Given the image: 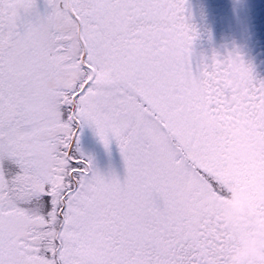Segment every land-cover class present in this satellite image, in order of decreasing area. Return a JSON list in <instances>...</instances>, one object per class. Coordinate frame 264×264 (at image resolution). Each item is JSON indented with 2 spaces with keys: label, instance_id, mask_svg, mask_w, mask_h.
I'll return each instance as SVG.
<instances>
[{
  "label": "snow or ice",
  "instance_id": "1",
  "mask_svg": "<svg viewBox=\"0 0 264 264\" xmlns=\"http://www.w3.org/2000/svg\"><path fill=\"white\" fill-rule=\"evenodd\" d=\"M198 36L187 0H0V264H226L252 225L222 198L264 211V79Z\"/></svg>",
  "mask_w": 264,
  "mask_h": 264
},
{
  "label": "flooded vegetation",
  "instance_id": "2",
  "mask_svg": "<svg viewBox=\"0 0 264 264\" xmlns=\"http://www.w3.org/2000/svg\"><path fill=\"white\" fill-rule=\"evenodd\" d=\"M187 7L201 48L221 56L239 52L253 66L255 75L264 79V0H187ZM230 192L246 195L240 188ZM246 196L249 208L236 221L249 220L252 228L239 238L240 244L255 234L264 238V228L255 223L257 214L264 216V211H252V203Z\"/></svg>",
  "mask_w": 264,
  "mask_h": 264
},
{
  "label": "rangeland",
  "instance_id": "3",
  "mask_svg": "<svg viewBox=\"0 0 264 264\" xmlns=\"http://www.w3.org/2000/svg\"><path fill=\"white\" fill-rule=\"evenodd\" d=\"M38 2L40 10L44 11L45 0H38ZM198 39L200 40V38L197 37L193 44L195 51L198 54L204 53L210 56L212 54V51L208 50V48H201ZM223 130L230 137H239L243 134L242 128L233 123H226L223 126ZM79 143L83 154L86 157H90L92 159L94 165L99 171L105 174L115 172L121 177L124 175V162L119 151V147L114 140L111 141L110 145L106 148L98 135L95 133L94 129L86 125L80 131ZM232 190L233 189H231L230 191ZM245 193L249 196V201L252 203V197L250 196V194L247 191H245ZM222 200L223 207H227L228 199L226 198V196H224ZM257 215L259 216L260 214ZM243 235L244 232L234 234L230 238L231 242L227 245L226 248L241 245V241L239 238Z\"/></svg>",
  "mask_w": 264,
  "mask_h": 264
},
{
  "label": "clouds",
  "instance_id": "4",
  "mask_svg": "<svg viewBox=\"0 0 264 264\" xmlns=\"http://www.w3.org/2000/svg\"><path fill=\"white\" fill-rule=\"evenodd\" d=\"M226 198L228 206L220 210L219 216L228 224L235 222L244 214L247 196L240 192H230ZM255 223L264 228V216H257ZM224 257L226 264H264V238L255 234L239 246L226 248Z\"/></svg>",
  "mask_w": 264,
  "mask_h": 264
},
{
  "label": "water",
  "instance_id": "5",
  "mask_svg": "<svg viewBox=\"0 0 264 264\" xmlns=\"http://www.w3.org/2000/svg\"><path fill=\"white\" fill-rule=\"evenodd\" d=\"M245 208H249V205L246 203V207Z\"/></svg>",
  "mask_w": 264,
  "mask_h": 264
}]
</instances>
